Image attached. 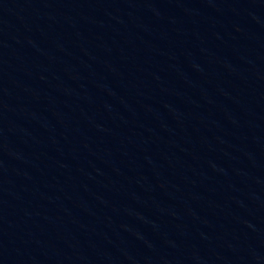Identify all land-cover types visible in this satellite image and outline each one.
<instances>
[{"label": "water", "instance_id": "95a60500", "mask_svg": "<svg viewBox=\"0 0 264 264\" xmlns=\"http://www.w3.org/2000/svg\"><path fill=\"white\" fill-rule=\"evenodd\" d=\"M0 264H264V0H0Z\"/></svg>", "mask_w": 264, "mask_h": 264}]
</instances>
